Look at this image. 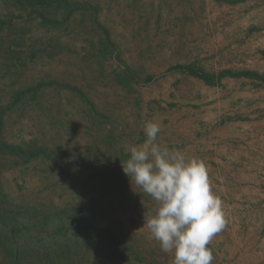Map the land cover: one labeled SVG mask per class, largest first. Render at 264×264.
Listing matches in <instances>:
<instances>
[{"label": "rangeland", "instance_id": "374dc122", "mask_svg": "<svg viewBox=\"0 0 264 264\" xmlns=\"http://www.w3.org/2000/svg\"><path fill=\"white\" fill-rule=\"evenodd\" d=\"M70 1L87 3L89 7L75 9L65 25L44 31L38 28L35 14L29 17L28 9L21 13L0 0V19L12 24L8 30L6 25L2 26L0 35L5 41L20 35L21 59L29 55V44L37 39L58 37L61 44L71 47L70 53L53 58L38 51L33 62L26 59L19 74L21 84L41 77L53 78L57 85L44 87L39 93V105L28 106L22 116L6 115L1 133L8 142L34 137L39 143L67 155L58 162L38 159L24 165H14L12 159L4 157L0 160V185L17 203L53 202L61 208L83 212L86 219L113 228L121 242L130 248L128 253H96L89 244L87 251L79 250L73 255L75 264H144L134 260L136 256L146 262L172 264L171 254L160 250L144 225L145 218L155 214L157 202L125 175L122 163L129 156L123 159L121 152L130 154L132 146H139L145 140L146 121L154 119L163 129L169 111H179L180 106L172 102L175 96L169 90L181 94V82L186 86L189 83L182 79L172 84L173 73L205 83L186 72L171 70L173 65L195 66L211 73L215 67L213 56L238 42L236 37L241 31L231 25L236 10L222 6L246 1L259 4L264 0L234 3L222 0ZM8 13L12 14L11 18L7 17ZM54 13L61 18L63 8L55 9ZM93 18L107 31L118 57L89 56L91 44L98 46L103 37ZM120 67L133 70L139 81L147 74L155 77L146 85L133 84L128 91L113 79L112 71ZM12 79L11 73L5 72L4 55L0 51V96H6ZM61 83L78 88L100 116L91 120L86 102ZM196 108L197 105L193 106ZM107 133L113 137L109 144L102 141ZM74 167L78 173L73 180H61L64 168ZM94 239L95 236L89 238ZM212 264H218L217 258Z\"/></svg>", "mask_w": 264, "mask_h": 264}, {"label": "crops", "instance_id": "0c3cea01", "mask_svg": "<svg viewBox=\"0 0 264 264\" xmlns=\"http://www.w3.org/2000/svg\"><path fill=\"white\" fill-rule=\"evenodd\" d=\"M222 7H234L231 25L241 33L238 42L213 56L211 73L264 74V3ZM171 76L172 84H189L181 82V94L169 90L180 109L169 111L157 142L206 166L226 220L224 232L209 243L214 258L218 264H264V86L229 74L211 87Z\"/></svg>", "mask_w": 264, "mask_h": 264}, {"label": "trees", "instance_id": "16d2710c", "mask_svg": "<svg viewBox=\"0 0 264 264\" xmlns=\"http://www.w3.org/2000/svg\"><path fill=\"white\" fill-rule=\"evenodd\" d=\"M2 1L10 3L9 5L21 13L28 9L26 12L29 13V17H31V14H35L38 28H42L44 31H52L65 25L75 9H88L89 7L87 3L78 4L70 0ZM222 1L227 3L237 2V0ZM60 7L63 8V14L61 18H57L54 10ZM8 14L7 17L11 18L12 14ZM92 22L101 29L103 37L99 39L98 46L95 43L91 44L89 56L98 59L118 57L116 47L107 31L99 25L95 18ZM11 25L9 20L0 19V32L2 26H5V29L8 30L10 27L12 28ZM17 35L15 34L10 41H5L4 37L0 35V51L4 55L5 72L6 74L11 73L13 76L10 90L6 96H0V160H3L4 157L8 160L12 159L14 165H24L38 159L61 161L62 156L67 155L66 153H58L53 147L39 143L34 137L29 139L23 137L19 142H8L1 135L5 126L4 118L6 115L8 117H11V114L16 115V117L22 116L28 106L39 105V93L44 87L57 85L55 79H41V77H38V79L30 78L24 81V84H21L19 74L26 64V59L33 62L38 51H42L48 58H53L61 54H68L71 49L69 45L61 44L58 37L50 36L44 41L37 39L35 43H30L29 55L21 59L20 51L22 50L18 51L20 35L18 37ZM35 46L40 48L36 49ZM171 70L186 72L209 85L216 84L221 76L229 74L231 76L253 78L264 86V74L249 71L237 73L224 71L214 75L198 67L181 64L173 65ZM112 76L118 85L128 91L132 90L133 84L146 85L152 82L155 77L147 74L139 81L133 70L127 67L113 70ZM61 86L75 93L81 100L86 102L87 112L91 120H95V117L100 116L94 111L87 96L78 88L72 87L69 83H61ZM47 117L51 120L48 113ZM112 139L111 133H107L102 141L109 144ZM121 155L123 159L130 156L129 153L123 152H121ZM65 163L68 162L65 161ZM103 167L105 166L103 165ZM101 168L98 167V169ZM63 172L61 180L64 182L72 181L74 175L78 173L75 167L74 169L64 168ZM78 212V210L61 208L53 202L17 203L4 192L0 185V264H75L73 255L77 254L79 250L85 249L87 251V247L90 246L96 253L100 251L106 253L107 251L108 254H116L117 252L128 253L130 251V248L121 242L113 228L100 225L96 220L92 222L90 219H86L83 212ZM91 236H95L94 241L89 240ZM89 244L90 246H88ZM134 260L144 264H156L142 261L139 256H136Z\"/></svg>", "mask_w": 264, "mask_h": 264}, {"label": "clouds", "instance_id": "9594fccd", "mask_svg": "<svg viewBox=\"0 0 264 264\" xmlns=\"http://www.w3.org/2000/svg\"><path fill=\"white\" fill-rule=\"evenodd\" d=\"M143 131L144 142L130 148L122 168L157 202L155 214L144 222L150 237L163 253L171 254L172 264H212L214 254L208 245L226 220L206 166L159 144V123L146 121Z\"/></svg>", "mask_w": 264, "mask_h": 264}, {"label": "bare ground", "instance_id": "6f19581e", "mask_svg": "<svg viewBox=\"0 0 264 264\" xmlns=\"http://www.w3.org/2000/svg\"><path fill=\"white\" fill-rule=\"evenodd\" d=\"M200 112V111H199ZM248 180V179H247ZM255 262V261H254Z\"/></svg>", "mask_w": 264, "mask_h": 264}]
</instances>
